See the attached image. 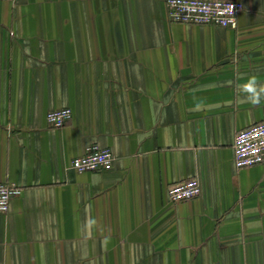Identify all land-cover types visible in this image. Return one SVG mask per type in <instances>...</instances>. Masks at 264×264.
I'll use <instances>...</instances> for the list:
<instances>
[{"label":"crops","instance_id":"0c3cea01","mask_svg":"<svg viewBox=\"0 0 264 264\" xmlns=\"http://www.w3.org/2000/svg\"><path fill=\"white\" fill-rule=\"evenodd\" d=\"M237 27L171 21L165 0H0V264H264V164L237 168L264 120V0ZM69 107L61 127L49 111ZM113 168L78 172L87 146ZM195 177L199 196L167 189Z\"/></svg>","mask_w":264,"mask_h":264},{"label":"built area","instance_id":"2783aa9c","mask_svg":"<svg viewBox=\"0 0 264 264\" xmlns=\"http://www.w3.org/2000/svg\"><path fill=\"white\" fill-rule=\"evenodd\" d=\"M165 3L171 21L229 28L237 27V16L243 10L239 0H165ZM71 115L69 107H61L49 111L46 119L51 126L61 127ZM233 150L237 168L264 164V120L238 130ZM113 162L112 150L94 143L73 158L70 167L78 172L107 171L113 168ZM21 192L15 184L0 182V212H6L11 199ZM167 192L170 200L177 203L199 196L201 186L198 179L192 177L171 184Z\"/></svg>","mask_w":264,"mask_h":264},{"label":"clouds","instance_id":"9594fccd","mask_svg":"<svg viewBox=\"0 0 264 264\" xmlns=\"http://www.w3.org/2000/svg\"><path fill=\"white\" fill-rule=\"evenodd\" d=\"M238 89L252 105H259L264 100V83H260L256 76H250L242 85H238Z\"/></svg>","mask_w":264,"mask_h":264}]
</instances>
